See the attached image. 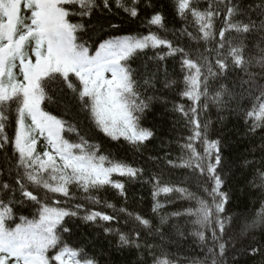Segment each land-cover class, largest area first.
I'll return each instance as SVG.
<instances>
[{
    "label": "snow or ice",
    "instance_id": "1",
    "mask_svg": "<svg viewBox=\"0 0 264 264\" xmlns=\"http://www.w3.org/2000/svg\"><path fill=\"white\" fill-rule=\"evenodd\" d=\"M168 7L158 0H0V155L6 161L0 165V264H113L96 253L90 256L85 248L62 243L61 234L72 231L66 218L98 224L119 222L117 215L90 211L80 203L52 206L62 203L58 196L67 198L65 204L74 199L72 189L99 204L98 193L108 187L116 190L125 205L117 208L106 202L105 206L124 214V224L131 226L124 230L103 225L102 231L114 238L109 243L117 252L142 253L136 264H149V260L151 264H178L164 243L170 238L165 229L175 228L182 234L172 219L184 216L190 218V234L202 254L190 264H230L229 252L233 257L238 254V236L252 238L244 250L251 258L258 257L257 264H264V243H255L256 233L264 234V135L258 144L255 140L264 132V0H209L205 8L190 0H171L175 17L187 21L191 16L199 33L181 28L179 36L173 32L174 40L167 35L164 9ZM114 9L133 20L143 12L146 34L116 35L120 24L110 18ZM93 19L105 20L100 25L104 35L90 47L81 37L90 28L95 31ZM218 19L222 26L218 27ZM185 33L197 42L195 58L192 46L182 42ZM148 50H155V55L149 56ZM141 56L144 61L134 68ZM167 57L178 59L181 73L169 74L161 67ZM181 74L182 81L176 78ZM56 84L61 92L65 86L70 90L92 132L123 142L138 153L155 136L152 128L143 126L154 101L166 106L167 93L175 91L192 102L191 115L184 104H174L172 109L191 126L190 134L182 137L184 142H178L180 155L171 159L165 151L163 156L148 157L157 165L146 182L153 186L151 211L158 222L126 206V184L141 180L144 167L106 152L78 124L42 107L52 101ZM246 93L260 101L258 109L246 110L252 121L248 129L251 159L246 155L226 162L228 140L221 113L233 103V110L239 112ZM201 106L205 112L215 106L217 121L202 120ZM10 110L15 113L13 137L6 132ZM65 133L77 139L66 138ZM41 146L42 151L38 150ZM161 160L172 169H188L197 191L166 181ZM226 163L238 164L253 175L249 185L256 189L252 195L260 203L255 216L230 214V195L224 190L230 171ZM162 193L179 194L194 206L162 215L163 205L157 199ZM12 201L34 202L39 206L38 219L21 215L15 222ZM231 264H237L235 258Z\"/></svg>",
    "mask_w": 264,
    "mask_h": 264
},
{
    "label": "trees",
    "instance_id": "2",
    "mask_svg": "<svg viewBox=\"0 0 264 264\" xmlns=\"http://www.w3.org/2000/svg\"><path fill=\"white\" fill-rule=\"evenodd\" d=\"M201 8H205L208 5L209 0H190ZM159 4L169 5L168 8L164 9L167 22V35L169 39H175L173 32L176 33V36H179L180 33L177 31L181 28H186L188 32H192L193 35H198V26L195 24V21L191 16L187 21H182L179 18L175 17V13L170 7L171 0H158ZM111 20L114 23L120 24V30L115 32L116 35H130L137 33L146 34L147 29L145 27L146 17L143 12L140 13L138 19L133 20L130 17H127L126 14L122 12H117L113 10L111 15ZM218 27L222 26V21L219 19L216 21ZM105 24L104 19H93L92 25L95 28L93 31L91 28L82 34L81 42L88 41L89 46L91 47L92 41H95L100 35H104L100 32V25ZM234 35V34H230ZM91 37V40H89ZM217 39L218 32H217ZM182 42L185 45L192 46L193 57L195 58L197 42L195 40H190L185 33ZM203 43L202 41L200 42ZM166 51V50H165ZM200 51H203V47H200ZM149 56L155 55V50H148ZM144 61V57L141 56L135 63L133 67H139ZM214 63V60H213ZM162 68L166 67L169 74L172 73H181L180 65L178 59L172 57H167L165 60L160 62ZM237 75V74H234ZM239 76H243V73H238ZM182 81V74L176 77ZM233 76H230V82ZM182 87V85H181ZM54 89L51 91L52 101L45 102L42 107L50 111L52 114L60 116L72 123L78 124L82 132L88 135V138L93 141H98L103 145V148L106 152L110 151L113 154L118 155L119 158L126 159L129 163L134 164L135 166H142L146 170L145 176L141 180L133 181L126 184L128 190V200L126 206L129 211L137 212L144 215L146 218H153L158 222V217H154L152 214L153 206V197L152 191L153 186L151 183H147V177L152 172L157 170V165L148 160L150 155L154 156H163L165 151L170 153L171 159H176L180 155L179 143H183L182 137H187L190 134V125H187V118L182 116L180 113L173 111L174 104H184L185 109L189 110L193 106L192 102L186 98H181L175 91L167 93L168 103L165 106L161 102L154 101L152 109L148 111L145 119L143 120V126L152 128L155 132L154 138L146 143V147L142 152H135L127 144L116 143L104 138L102 134H96L90 130V122L84 118L83 113L78 109V102L73 99V95L66 88L61 92L59 90L60 85H53ZM259 93H256L258 96ZM256 96L246 93L244 97L241 98L240 103L243 104V107L239 109V112L234 111L236 108L235 103L229 109H225L221 115L225 117L223 121L224 132L227 135L228 144L225 147V161H237V158L248 156L251 159L249 154V149L251 147V139L248 134V129L251 124V118L247 117L246 110L251 111L253 107L258 109L260 101L256 99ZM247 101V103H245ZM9 119L6 121L7 127L6 132L10 137H13L15 134V113L14 110L8 112ZM201 119H211L213 122L217 121V109L215 106L211 107L209 112H205L201 106ZM217 128H220L219 123L216 124ZM260 135H264V132L256 135V143H259ZM66 138L71 140H76L77 137L75 134L65 133ZM215 138V137H212ZM162 144L164 147H162ZM197 149L199 151L203 150L202 145L197 142ZM42 151V146L38 149ZM6 164L3 156L0 155V165ZM159 167L164 169V179L166 181H171L177 183L182 187H190L191 190L197 191L196 182L194 179H191L192 174L188 169H172L165 165L164 161L159 162ZM226 168H230V171L226 175V185L225 191L229 192L230 203L227 207L230 210L232 216H236L239 213H244L245 215L251 214L255 216L257 212L260 211V203L257 198L252 195L256 191L254 187L249 185V182L254 179L253 175L249 174L246 169H240L238 164L232 165L226 163ZM120 179L119 177H116ZM258 182V181H257ZM75 193V198L68 200L67 204L63 203L67 198L58 196L56 197L62 203L59 207H71L76 203L84 205V208L88 210L103 211L108 214L117 215L118 220L111 222L100 221L98 224L85 223L78 218H66L68 224L71 226L72 231L70 233H62L61 240L62 243L68 244L70 247H80L88 250V254L91 256L92 253H96L97 257H103L104 260H109L113 264H136L137 259L142 258V253L137 254L135 250L133 252L125 251L123 253L117 252L114 247L110 246V241L114 240L112 236L106 237L102 231L103 225H108L112 228H121L127 230L131 225H125L124 219L126 216L124 214L114 213L113 209L107 208L105 206L107 203L116 204L117 208L124 206L125 201L122 197H119L115 189L108 187L106 190H101L98 193L100 198L99 204H94L85 199V194L78 192L76 189H72ZM42 192V190H41ZM51 195V194H50ZM161 205V214H168L174 211H183L188 207H193L194 202L188 200H182L179 197V194L170 193V194H161L158 198ZM12 206L14 208L15 215L13 217L15 222H19V217L21 215L27 217L28 219H38V205L34 202H22L17 203L12 201ZM83 214V210L81 212ZM10 226L14 227V223L9 221ZM243 223V221H241ZM172 224L177 225L180 228L182 234L176 232L175 228L166 227L165 231L169 232L170 238L164 241L167 251L172 254V257L177 260L178 264H190L193 259L201 258V248L199 242L196 238L191 235L192 226L190 223V218L184 216L182 218H173ZM210 236V233H207ZM149 242H152L151 237H148ZM238 242L236 248L238 254L233 257V253L229 252V261L235 258L237 264H257L258 257L253 259L245 252V248L253 243L251 237L238 236ZM157 242L159 238L157 237ZM255 243H264V234L257 232L255 237ZM109 253L111 255L109 256ZM149 264L151 261L149 260Z\"/></svg>",
    "mask_w": 264,
    "mask_h": 264
},
{
    "label": "rangeland",
    "instance_id": "3",
    "mask_svg": "<svg viewBox=\"0 0 264 264\" xmlns=\"http://www.w3.org/2000/svg\"><path fill=\"white\" fill-rule=\"evenodd\" d=\"M22 14L26 15L27 13H26V12H24V11L22 10ZM17 72H18V69H17ZM21 78H22V77H21Z\"/></svg>",
    "mask_w": 264,
    "mask_h": 264
}]
</instances>
